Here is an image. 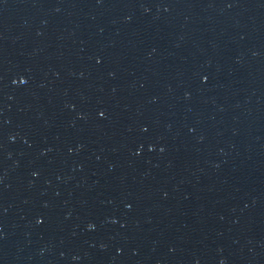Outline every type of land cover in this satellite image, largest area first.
Returning <instances> with one entry per match:
<instances>
[{"label":"water","instance_id":"obj_1","mask_svg":"<svg viewBox=\"0 0 264 264\" xmlns=\"http://www.w3.org/2000/svg\"><path fill=\"white\" fill-rule=\"evenodd\" d=\"M0 264H264V0H0Z\"/></svg>","mask_w":264,"mask_h":264}]
</instances>
